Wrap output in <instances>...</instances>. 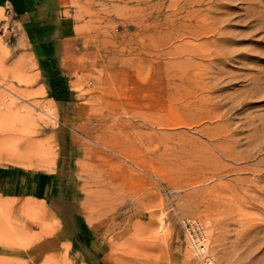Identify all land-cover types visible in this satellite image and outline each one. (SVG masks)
I'll return each mask as SVG.
<instances>
[{"label":"rangeland","instance_id":"1","mask_svg":"<svg viewBox=\"0 0 264 264\" xmlns=\"http://www.w3.org/2000/svg\"><path fill=\"white\" fill-rule=\"evenodd\" d=\"M54 2L0 8V264H264V0Z\"/></svg>","mask_w":264,"mask_h":264},{"label":"crops","instance_id":"2","mask_svg":"<svg viewBox=\"0 0 264 264\" xmlns=\"http://www.w3.org/2000/svg\"><path fill=\"white\" fill-rule=\"evenodd\" d=\"M0 8L10 13L21 41L35 49L60 42L64 25L54 0H0Z\"/></svg>","mask_w":264,"mask_h":264},{"label":"built area","instance_id":"3","mask_svg":"<svg viewBox=\"0 0 264 264\" xmlns=\"http://www.w3.org/2000/svg\"><path fill=\"white\" fill-rule=\"evenodd\" d=\"M7 15L10 16V13L7 12ZM193 229L189 230L190 243L199 257L201 264H214L208 250L204 247L205 239L203 234L198 227H194Z\"/></svg>","mask_w":264,"mask_h":264},{"label":"bare ground","instance_id":"4","mask_svg":"<svg viewBox=\"0 0 264 264\" xmlns=\"http://www.w3.org/2000/svg\"><path fill=\"white\" fill-rule=\"evenodd\" d=\"M219 3V2H218ZM222 4V3H221ZM221 4H219V6L221 5ZM223 6V5H222ZM6 14H7V12H6ZM0 16H1V11H0ZM7 17H9L8 15H7ZM0 49H2V42L0 41ZM226 151V150H225ZM225 151H224V153H225ZM227 155V154H226ZM231 155V154H230ZM163 225L161 224V230H163ZM205 247V246H204Z\"/></svg>","mask_w":264,"mask_h":264}]
</instances>
